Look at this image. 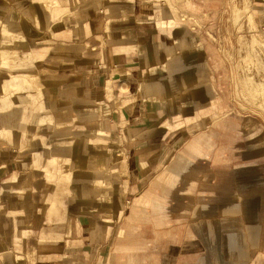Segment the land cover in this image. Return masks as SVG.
Here are the masks:
<instances>
[{
  "label": "crops",
  "instance_id": "1",
  "mask_svg": "<svg viewBox=\"0 0 264 264\" xmlns=\"http://www.w3.org/2000/svg\"><path fill=\"white\" fill-rule=\"evenodd\" d=\"M82 1L0 0L35 65L0 110L36 100L34 74L45 107L0 129V264H264V79L253 110L238 98L254 36L166 0Z\"/></svg>",
  "mask_w": 264,
  "mask_h": 264
},
{
  "label": "rangeland",
  "instance_id": "2",
  "mask_svg": "<svg viewBox=\"0 0 264 264\" xmlns=\"http://www.w3.org/2000/svg\"><path fill=\"white\" fill-rule=\"evenodd\" d=\"M42 1V0H41ZM46 1V0H44ZM82 1V0H81ZM85 1V0H83ZM82 1V2H83ZM87 1V0H86ZM172 8L175 10V14L178 18L182 19L183 22L187 20L190 21L189 24H193L197 26V28L201 30H206V27H198L202 24L201 20H211L215 21L217 19H221L223 24V30L226 36L232 32L233 24H240V33L242 42L248 40L247 38L250 33L252 37V41L254 43L248 48L245 47L244 58L239 62V70L241 74V81H239V94L238 98L243 100L246 103V110L251 111L254 108L255 103L253 100L254 96L257 97L261 95L262 91H252L251 88L257 82H261L264 79V12L254 13L250 8V0H166ZM88 3V2H87ZM86 3V4H87ZM96 6V5H94ZM52 14V13H51ZM17 17L16 13L13 11L7 15ZM2 17V16H1ZM6 17V18H7ZM6 18H2L0 21V100L5 96V93L1 90L3 87L4 81L8 78V76L12 75L13 70L16 69L15 72L18 74H23V72L28 71L26 68L29 67L30 70L35 69V65L33 64V55L31 53L30 48L27 46L26 37L23 33L20 34H11L4 30V22ZM18 18V17H17ZM20 22V21H19ZM251 24V26H250ZM262 24V26L260 25ZM25 28H29L25 23H22ZM24 28V27H23ZM24 28V29H25ZM212 30H216V28L212 27ZM211 29V28H210ZM256 40V42H255ZM18 44L19 48H7V44ZM242 44V43H241ZM243 47V44H242ZM25 60H32V63L27 62ZM35 72V71H34ZM29 75H27L28 77ZM22 76H17V78H21ZM30 78H36L37 81H31V83L35 84L34 89L38 90L37 92H33V103L30 102L29 96H23V94L14 90H10V96L13 95L14 100H19L18 103L14 105L11 110H0V129L3 126H6V132L9 130V123L7 121L8 114L10 111L15 112L17 109L22 111L21 116H23V122L21 124L22 129L25 126V117L30 113V110H35L36 113H41V111L45 108H42L40 105V99L43 94L41 91V83L39 75H31ZM20 83H23L22 80H18ZM9 94V92H7ZM6 93V94H7ZM37 96V97H36ZM251 102H250V101ZM45 106V105H44ZM28 122V121H26ZM31 126V122L26 125ZM18 125H20L18 123ZM60 126V127H59ZM58 130L60 133L64 134V139H66V131L63 129V125H59ZM59 133V134H60ZM61 134V135H62ZM7 138V136H6ZM64 140V143L66 141ZM38 159V158H37ZM39 160V159H38ZM69 176H65V182H67ZM140 205V204H139ZM132 211L140 212V206L133 204ZM140 221V220H139Z\"/></svg>",
  "mask_w": 264,
  "mask_h": 264
},
{
  "label": "bare ground",
  "instance_id": "3",
  "mask_svg": "<svg viewBox=\"0 0 264 264\" xmlns=\"http://www.w3.org/2000/svg\"><path fill=\"white\" fill-rule=\"evenodd\" d=\"M23 27L25 28V26H23L19 22V19L17 17H14V16L7 17L5 22H4V30L11 33V34L23 33V29H24ZM19 46H18V44H9V43L7 44V48H14L15 49V48H19ZM35 81H37L36 78H35ZM64 140H65L64 138L63 139L60 138V141L64 142Z\"/></svg>",
  "mask_w": 264,
  "mask_h": 264
}]
</instances>
